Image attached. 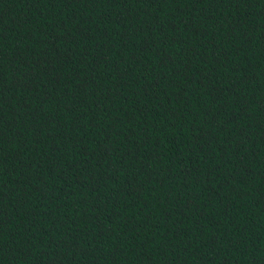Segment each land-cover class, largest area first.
I'll list each match as a JSON object with an SVG mask.
<instances>
[{
	"label": "trees",
	"instance_id": "16d2710c",
	"mask_svg": "<svg viewBox=\"0 0 264 264\" xmlns=\"http://www.w3.org/2000/svg\"><path fill=\"white\" fill-rule=\"evenodd\" d=\"M0 264H264V0H0Z\"/></svg>",
	"mask_w": 264,
	"mask_h": 264
}]
</instances>
